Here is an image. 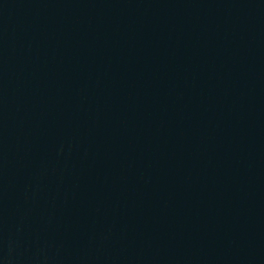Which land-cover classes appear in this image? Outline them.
<instances>
[{"label":"water","instance_id":"water-1","mask_svg":"<svg viewBox=\"0 0 264 264\" xmlns=\"http://www.w3.org/2000/svg\"><path fill=\"white\" fill-rule=\"evenodd\" d=\"M0 264H264V0H0Z\"/></svg>","mask_w":264,"mask_h":264}]
</instances>
